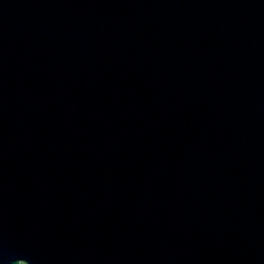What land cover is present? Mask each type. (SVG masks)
Listing matches in <instances>:
<instances>
[{
	"label": "water",
	"instance_id": "95a60500",
	"mask_svg": "<svg viewBox=\"0 0 264 264\" xmlns=\"http://www.w3.org/2000/svg\"><path fill=\"white\" fill-rule=\"evenodd\" d=\"M0 264H264V0H0Z\"/></svg>",
	"mask_w": 264,
	"mask_h": 264
}]
</instances>
